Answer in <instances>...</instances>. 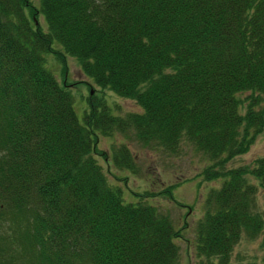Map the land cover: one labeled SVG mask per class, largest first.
Masks as SVG:
<instances>
[{
  "label": "trees",
  "instance_id": "trees-1",
  "mask_svg": "<svg viewBox=\"0 0 264 264\" xmlns=\"http://www.w3.org/2000/svg\"><path fill=\"white\" fill-rule=\"evenodd\" d=\"M40 1L0 0V264L180 263L185 227L149 203L176 201L173 186L127 202L99 161L102 136L131 130L173 154L192 145L200 176L222 180L197 221L199 264H264L233 258L244 238L264 250V157L228 167L264 131V0ZM46 53L94 80L84 121ZM95 86L141 111L114 114ZM112 153L135 171L126 144Z\"/></svg>",
  "mask_w": 264,
  "mask_h": 264
},
{
  "label": "rangeland",
  "instance_id": "rangeland-1",
  "mask_svg": "<svg viewBox=\"0 0 264 264\" xmlns=\"http://www.w3.org/2000/svg\"><path fill=\"white\" fill-rule=\"evenodd\" d=\"M33 3L36 7H41L40 0H33ZM38 18L43 27L47 29L43 13L38 14ZM54 48L64 53L60 43L56 42ZM45 57L47 67L61 82L66 80L69 83H75L71 87L75 109L80 120L84 121L85 111L89 108L88 96L92 91L90 87L94 88V80L83 73L79 61L73 56L66 55L65 57L68 67L66 72L63 62L57 59L55 53H46ZM95 87L98 89V94L104 95L114 114L123 115L130 111H141L140 106L134 100L123 99L108 88ZM123 144H126L132 152L135 171L119 169L113 162L112 151L114 148L119 149ZM99 148L101 150V154H98L100 163L107 171L110 182L122 188L127 202H137L145 190L161 192L173 186V197L181 204L170 199L166 193L156 195L154 198L149 197V203H155L162 213L170 215L176 228L185 227L184 238L177 240L181 249L179 264H199L200 259L196 249L197 221L205 214V200L209 191L220 187L222 181H205L200 176L204 167L209 163L208 158L187 143L181 146L177 154L154 146L143 145L137 140L134 130L127 133L116 132L111 137L102 136ZM260 157H264V131L257 137L250 150L231 160L228 167L251 164ZM257 202L264 209V189L259 190ZM260 240L261 238L255 240L244 238L234 249V260L243 263L255 259L261 260L264 257V250L260 246Z\"/></svg>",
  "mask_w": 264,
  "mask_h": 264
}]
</instances>
